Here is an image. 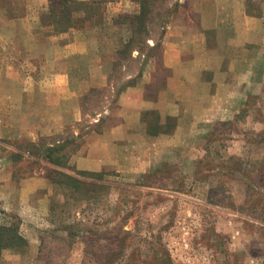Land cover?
<instances>
[{"label": "crops", "instance_id": "1", "mask_svg": "<svg viewBox=\"0 0 264 264\" xmlns=\"http://www.w3.org/2000/svg\"><path fill=\"white\" fill-rule=\"evenodd\" d=\"M42 1L41 6L30 8L0 7L7 14H23L44 9ZM181 1L187 19L169 23L161 57L146 58L139 83L114 98L116 107L111 105L96 117L93 125L102 124V129L87 133L82 146L68 156L69 168L26 152L23 157L32 159V171L22 177L15 173L11 154L10 158L0 155L3 209L18 212L26 222L45 220L53 206L50 198L57 172L79 178L77 171L122 172L129 164L139 173H154L169 161L165 147L181 145L182 139H204L211 126L237 119L247 106L248 94H264V0ZM13 19L1 18L0 23L9 25L0 24V28L37 29L20 36L0 32V140L36 141L38 134L58 133L66 127L74 128L77 137L76 125L88 117L82 111L83 96L96 87L114 90L107 80L117 46L111 47L101 35L71 30L54 35L70 36L69 42L61 45L53 40L50 48L51 42L40 31L47 24H18ZM67 58L68 63L63 62ZM62 142L48 147L62 148ZM194 147L191 173L197 171L202 153L201 147ZM261 148L262 156L251 160L264 161ZM91 185L97 184L87 180L77 189L66 184L65 188L78 195L79 188ZM12 190L10 206L5 196Z\"/></svg>", "mask_w": 264, "mask_h": 264}, {"label": "rangeland", "instance_id": "2", "mask_svg": "<svg viewBox=\"0 0 264 264\" xmlns=\"http://www.w3.org/2000/svg\"><path fill=\"white\" fill-rule=\"evenodd\" d=\"M42 2L0 0L2 5L29 8L41 6ZM50 3L44 0V9H29L23 14H7L0 7V19L7 21L14 17L18 24L43 22L47 27L40 31L51 42L50 48L53 40L63 45L71 38L54 36L49 23ZM184 5L181 0H166L154 7L155 22L149 29L153 38L161 42L156 57L163 53L169 23L187 19ZM138 11L139 6L132 0L111 3L103 8L106 26L90 29L88 23L84 31L108 38L109 45L115 47L118 31L109 24L110 20L122 13ZM165 22L168 24L162 28ZM15 27L0 28V32L20 36V32L32 33L37 29ZM154 39L149 41L150 46L155 45ZM143 48L146 55L151 53L148 47ZM134 57L132 62L125 61L113 76L116 91L147 66L145 56L136 52ZM64 61L68 63L69 59ZM78 69H81L80 64ZM103 88V93L90 100L93 106L88 117L76 125L77 137L73 134L74 128L66 127L58 133L38 134L36 141L0 140V155L10 158L11 154L17 176L24 177L32 171V159L23 157L26 152L55 162L58 157L65 159L63 156L68 157L82 146L87 133L96 130L93 121L103 116L118 96L115 90ZM58 140L63 141L62 148L48 147L58 145ZM263 143L264 94H248L247 106L232 123L211 126L204 139L193 138L190 142L182 139L181 145L165 147L169 161L154 173H139L134 166L125 164L122 172L103 170L91 177L77 175L80 181L91 180L97 184L83 190L79 188L78 195L67 190L64 183H55L50 198L52 209L42 221L26 222L18 212L6 211L0 205V227L14 228L27 241L24 248L4 249L0 264H264V161L252 163L255 166L248 163V174L255 178L258 186L253 193L225 173L228 171L226 160L235 156L245 163L251 157L262 156L259 150ZM194 146L201 147L202 153L197 171L191 173L195 152L190 151ZM11 147L17 152L11 153ZM262 150L264 153V147ZM57 179L65 181L63 176ZM12 194L13 190L5 196L9 203ZM115 227H120L119 235L110 241L99 238L96 241V233ZM159 255L164 260H160Z\"/></svg>", "mask_w": 264, "mask_h": 264}, {"label": "trees", "instance_id": "3", "mask_svg": "<svg viewBox=\"0 0 264 264\" xmlns=\"http://www.w3.org/2000/svg\"><path fill=\"white\" fill-rule=\"evenodd\" d=\"M120 0H50V24L53 26V30L55 34H64L68 33L71 30H81L84 31L87 28L89 23L90 29L103 28L106 26L105 15L103 13V8L106 5L111 3H117ZM166 0H132V2L136 3L139 6V11L136 13H122L117 17H114L110 20L109 24L115 28H117V51L116 58L113 64V72L109 75L107 80V85L112 86L115 92L118 95L122 94L125 90L132 86H136L139 83L140 78L142 77V72L133 79L132 81H128L124 84L118 91H116V85L114 84L113 76L116 75L118 69L122 66V64L126 62H132L135 60L134 54L138 52L139 56H145V58L155 57L157 56V50L161 47V42L156 41L153 38L151 33V29L149 26L155 22L154 15V7L159 3H164ZM166 24L163 23L162 28H165ZM126 34H124V32ZM164 35V33H162ZM155 42L154 46L149 45V41L153 40ZM161 41V39H160ZM148 47L150 54L144 53V48ZM124 67V66H123ZM105 91V88H93L90 92L85 94L81 99V106L84 115H89V110L92 108L93 104H90V100H94L96 94H101ZM117 97V96H115ZM112 103V106L116 107V101ZM102 129V124H98L96 126L97 132ZM79 148V147H78ZM77 148V149H78ZM76 149V150H77ZM76 150H73L72 153H75ZM63 158H57V161L52 162L55 165H60L65 168H69L70 165L69 157L63 156ZM225 162V161H224ZM228 166L225 168L228 169L227 177L230 179L236 180L238 182L243 183L248 192H254L257 189V183L255 178L249 176L248 174V163H257L255 160H250L244 163L242 158L231 157L226 160ZM259 162V161H258ZM201 163V162H200ZM226 163V164H227ZM254 164H252L253 166ZM255 166V165H254ZM255 169V167H252ZM253 171V170H252ZM251 171V172H252ZM77 175L79 176H90L95 174L92 172H84L77 171ZM63 176L65 181H58L57 177ZM55 183L59 185H70L71 190L77 189L80 187L82 181L78 178L71 177L67 174L57 172ZM68 187V186H66ZM75 187V188H74ZM121 229L120 227L110 228L105 232L96 233V241L99 239H105L110 241L112 238L119 235ZM99 238V239H98ZM154 238H158L154 236ZM27 245V241L20 235H18L14 228L8 227H0V255L4 249H21ZM160 260H164L162 256L159 255Z\"/></svg>", "mask_w": 264, "mask_h": 264}]
</instances>
